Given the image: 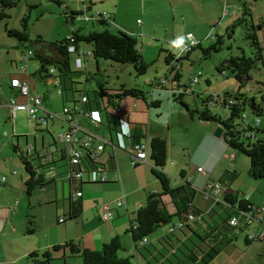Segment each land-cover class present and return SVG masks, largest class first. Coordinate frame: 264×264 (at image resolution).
I'll return each mask as SVG.
<instances>
[{
  "label": "crops",
  "instance_id": "1",
  "mask_svg": "<svg viewBox=\"0 0 264 264\" xmlns=\"http://www.w3.org/2000/svg\"><path fill=\"white\" fill-rule=\"evenodd\" d=\"M17 1L26 3V6H31L32 10L46 2V0ZM62 1L64 7L60 6L54 0L63 12L67 14V16L64 14L67 20L72 23V29L65 38H68L71 36L72 32L76 31L74 28L76 19L73 20L71 17H68V13L78 11L84 12L81 20L87 24H92L95 29L93 31H97L95 24L100 25V22H98L99 16L106 13L109 14L113 20L109 27L111 32L122 30L129 32L137 38L144 39V45L139 44L141 54L145 61L147 54L145 48L150 46L148 42L153 40L154 42H151V45H155L158 42L156 35L155 37L151 36L152 32L159 31L156 22L161 19H166L168 13L169 16L173 17V26L177 25L178 20L179 11L175 8L177 0H86V3L90 5L89 10L86 7L85 10H82L81 0ZM216 1H218V4L222 2V0ZM245 1L246 0H236L237 3L234 5L235 10L232 12L225 6L227 10L224 11V15L234 16L236 18H233V20H236L240 17L239 15H242V8L239 6L243 3L246 4ZM245 7L246 6H244V9L246 10ZM255 7L257 8V5H255ZM65 8H67L66 11H64ZM220 15L221 8L218 9L217 16H212L210 19V21L214 23L213 27L215 28L221 26L222 16ZM140 17L147 18L148 22L141 23ZM218 20L219 23H215ZM263 20L264 6L261 7L257 19L254 20L255 24L260 25L258 34L261 33L264 36ZM79 29L84 33L92 32H86L82 27ZM225 31L227 32V30ZM188 40L189 39L186 37L185 41L182 43L188 45ZM12 48L17 52L16 56L12 57L9 52L8 57H6L5 53H3L2 59H0V143L3 142L2 140H5V145H8L9 141H11L13 145L22 148L20 138L25 137L26 147L28 149L33 148L35 151H38L41 157L49 155V157L51 156V158L54 159L55 163L53 165L55 168L52 172L49 170V175L56 179L43 189L36 188L32 196L29 197L28 205L34 206L33 216L35 219L33 227L34 232L32 233H28L29 226L27 218L20 217L16 223L11 211L12 203H5V199L1 201L0 264H28V256L30 253L37 252L41 254L45 251L51 252L52 262L57 260L65 261L67 259L77 260L81 258L72 256L70 250L64 248L67 243L73 241L84 249L101 251L106 243H109L115 238L120 240L123 248V250L119 252V256L122 258L131 256L134 250V240L129 233V229L136 219L137 211L145 204L149 194L162 192V184L153 173L154 164L150 160L151 152L149 153V162L147 161L140 164L138 167H133L132 152L129 148V143L126 145V149H114L108 146L106 152L101 154L98 160L100 165L106 168L104 171L105 181H101L99 174L95 172L85 173L82 181H78L77 179L71 180L67 176L69 163L65 145L59 142L58 139L61 133H65L70 129L69 123L65 120H60V125L56 127L57 120L55 118L51 120L46 127L40 128V126H35V130H26V132L20 133L19 136L16 135L15 120L19 113L25 112H18L16 115H13L9 105L14 99L24 102L26 98L22 96L20 88L12 86V81L17 78L23 82H27L30 87V96H40L43 100V108L53 114H61L62 112L60 113V111H63L66 106L71 107L75 102L78 103L81 93L85 90H81L78 87V83H76L73 88L78 92H72L69 79L65 80L63 91L57 86L55 78L42 80L38 74L40 67L38 68L37 64L34 63V58L27 62L21 61L20 57L26 51L31 50L28 48L27 44L15 43ZM188 62H190V64L195 63L190 59ZM186 63L187 62L183 64V67ZM85 64L87 69V66H89L87 58L85 59ZM97 65L98 68H100L99 62ZM22 67H25L24 72L21 71ZM43 82L47 84L48 88L52 87L53 90L51 92H48V90H43L41 92L40 83ZM165 82L166 84L164 86L158 85L157 88L150 85V82L149 86L152 87V91L145 92V97L124 98L119 102L120 110L117 113L120 119L127 121L134 131L147 137L149 141L157 136L166 138L168 159L165 172L171 177L174 176L173 178L176 179V185H181L179 178L181 172L184 171L182 169L178 174L172 170L178 166L177 160L179 158L176 157L178 151L173 149L175 146L179 148L177 140H180V145L182 144L185 151H192V154L189 153L188 159L190 162L187 165L189 166L191 175L197 172L199 175H195L196 180H193L188 178V172H184L192 186L201 192L209 183H220L219 180L224 178V176H231V170L237 172L238 168L236 166L239 165V159L235 157L232 161L235 163L233 168H230L231 165H229L224 171L220 170L218 180L214 179L219 165L223 163L224 160L229 159L231 155L230 149L224 143L223 138L216 139L213 136L217 127L215 124L202 122L198 120L195 114H193V116L188 111L189 108L192 110V107L197 106L195 102L196 93L193 92L194 102L188 101L185 96L183 97V101L189 107L187 109L182 107L174 98V94L183 93V89H179L177 86L179 84L168 83L167 78ZM194 87H197V85ZM162 95H164V97H161ZM172 97L173 100L171 99ZM164 100L168 102V107L170 108L168 113L165 112L163 107L165 104ZM114 101L117 102V99H114ZM44 112V110H41L40 114L44 115ZM103 120L107 123L104 117ZM7 121L11 123V134L8 131H3L1 128V124ZM51 125L52 128L50 129ZM80 125L89 130L94 128L91 122L86 119L80 120ZM55 131L58 132L57 135H54ZM5 132L7 135H5ZM95 132L103 139L111 140V134L107 130V126L101 125ZM28 133L33 136V143H30L29 138L24 135ZM38 142L40 145H38ZM1 148L2 146L0 145V149ZM17 153L19 156V152ZM6 155L11 156L7 152ZM4 163L5 165H0V175L6 173L7 176H0V185H6L9 182L8 185H10L12 189L26 192V182L29 177L28 173L26 177L24 173H20V171H17L14 167L10 169L7 161ZM198 168H203V171L199 172ZM213 172L214 174L212 176ZM175 173H177V175ZM239 177L237 176L234 182H237ZM4 178L5 180L3 181ZM243 180L249 183L246 189L242 188V186L235 185L234 187H228V192L250 197L256 205L260 207L264 206V181L252 179L249 172L247 177ZM252 180L261 183L256 185ZM234 182L232 183L233 185ZM78 192H82V196L78 197L79 199L75 202L72 196L77 198L76 195ZM4 193L5 191L1 190L0 197H3ZM202 196L201 193L196 196V206L205 212L213 209V202L211 200H205ZM119 200L124 201L121 206L117 204ZM163 202L166 204L169 213L174 214L177 212L176 205L169 195L163 196ZM22 204L23 203H19L18 205ZM178 205H180V202H178ZM107 206H110L113 217L110 221H103L102 215ZM24 209L25 208L20 210L21 214H23ZM61 219H63L64 222H60ZM261 226L262 224L257 221L252 222L250 227L238 234L236 240L224 248L218 257L210 264H264V241L252 240L251 236L257 234ZM165 235L166 230L156 235L154 240L157 241L156 239H161V237ZM246 238H249L250 242H248ZM151 242V238H149V243ZM57 246L62 248L54 250ZM158 247H161V245L159 244ZM151 250L152 252H149L147 249H142V254L135 255V259L132 261L133 264H148L152 261V254L155 253L156 250ZM52 262L50 264H52ZM64 264H67V262H64ZM69 264H84V262L83 260L70 261Z\"/></svg>",
  "mask_w": 264,
  "mask_h": 264
},
{
  "label": "trees",
  "instance_id": "2",
  "mask_svg": "<svg viewBox=\"0 0 264 264\" xmlns=\"http://www.w3.org/2000/svg\"><path fill=\"white\" fill-rule=\"evenodd\" d=\"M55 1L64 7L62 0ZM17 5L18 2L14 0H0V23L10 18L8 10ZM81 6L82 10H85V7L88 10L90 8L86 0H81ZM29 9H32V7L29 6ZM66 10L67 8L64 9V11ZM81 12L68 13V17H71L73 20L80 18L84 14V12ZM64 14L67 16L66 13ZM28 20L29 17L25 16L22 19V29L7 28V33L10 37L16 38L20 43L30 44L28 48L31 50L28 51L33 52V56L30 59L34 58L40 63L38 71L40 78L42 80L55 78L57 86L62 91L64 90L63 84L65 80L69 79L71 91L74 93L78 92L73 88L76 82L70 77L72 73V56H74L75 67L80 70L84 67L87 56H92L97 63L100 60H105L120 65H132L137 75L146 74L150 66L141 54L139 39L136 36L122 30L117 32L109 30L113 21L110 15L108 17L99 16L98 22L103 27L101 32L92 31L84 33L79 29L72 32L68 38L50 44H46L42 37H37L35 40L32 39L28 28ZM241 23L246 24L248 27L247 39L252 41L251 47L254 51L252 57H233L225 66L219 67L218 70L226 76L225 69H231L240 82L241 87L244 88L251 80V71L259 65L264 67V48L258 36L260 25L254 23L252 10L249 8H246L243 18L236 19L227 28L228 36L233 32L232 28ZM262 24L264 25V22ZM191 35L197 41V44L191 48V51L184 54L181 52V49L185 45L177 46L173 43L174 45L166 50L167 56L165 58L169 74L173 73V83L179 84L177 85L179 89L183 88V93L174 94V98L182 107L187 109L189 107L183 101V97L189 93L190 88H194L196 84H200L204 75L202 72H198L192 77L189 85L182 86L180 82L185 60H189L191 53L198 48L202 49L205 56H208L212 51L218 50V45L223 43L222 36L215 37L214 34H211L206 40L210 41L217 38V42L208 48H204L202 44L205 40H198L193 34ZM84 44L91 45L92 50H85L82 47ZM33 45H40V50L34 51L31 48ZM45 45L53 50L52 54H47L46 51H43ZM78 59L82 61L80 68L77 67ZM97 69L99 70V68ZM166 78L168 79L167 76H165ZM194 78H198V81L192 86L191 83H193ZM165 84L166 82L161 80H155L150 83L155 88L158 85L164 86ZM141 96L145 97V92L140 88L121 86L119 89L111 91L103 82L100 84L99 90L94 91L92 94L86 91L82 92L80 101L78 103L75 102L76 104L74 103V105L79 106L83 112H99L100 123L96 126L91 125L97 130L101 125L107 126V130L111 134V140H106L110 141L113 145H117L119 144L118 135L122 132V119H120L117 113L120 110L119 102L126 97L138 98ZM83 97L87 99L86 102H83ZM114 99H117V102ZM214 105L227 109L228 115L223 116L214 113L211 110V107ZM81 110H78L74 114H76V119L84 120L86 118L81 116ZM188 111L191 115L195 114L198 120L202 122L222 126L224 128L223 141L227 147L232 151L246 155L250 159V169L248 171L250 177L257 181H264V99L262 102H258L256 98H250L248 95L242 93L235 95L226 94L225 97L219 99L211 96L203 99L200 107L194 106L192 110L189 108ZM249 112L255 117V123L247 121ZM103 117L107 120V123L104 122ZM36 126L39 125L36 124ZM80 126L88 130V132L97 135L98 138H102L95 132L96 129L89 130L82 125ZM126 137L128 138L124 139L125 145L130 144L129 148L132 155L136 154L135 145L141 142L148 143V158L151 152L150 160L154 164L153 173L162 184V192L149 194L145 204L137 211L136 219L129 229V233L134 240V250L131 256L127 258L119 256V252L123 248L118 238L106 243L101 251L84 249L71 241L64 248L69 249L72 256L80 257L84 264H133L132 261L135 259V255L142 254V249H147L149 252H152L151 249H155L156 252L152 254L153 260L148 264H210L224 248L236 240L238 234L248 229L252 222L257 221L261 223L260 231H264V213H257V209L260 206L256 205L250 197L240 196L227 190L235 178L240 176L239 172L231 170V176L226 175L219 180L220 183L215 182L221 188V193L218 196L220 198L218 200L216 198L210 199L213 202L214 208L205 212L196 206L195 198L200 193L203 195L206 188L201 192L194 188L190 180L185 176L184 171L181 172L179 178L181 185H176V179L165 172L168 159L166 138L157 136L149 141L147 137L138 134L132 128L130 135ZM98 138L94 139L91 148L83 149L81 163L77 166L70 165V148L64 144L69 163L67 176L70 171L82 172L84 177V174L87 172H96L98 170L104 172L106 170L98 162L101 154L95 159L91 156L96 145L102 143L100 140L103 138ZM14 149L16 152H19L20 159L29 175L26 182V195L28 197L32 196L36 188L43 189L56 179L49 175V170L52 172L55 168L53 165L55 161L51 156L46 155L41 157L38 151L28 153L27 149H22L17 145H14ZM234 155L231 153L229 156L232 159L231 161L235 159ZM140 164L142 163H137L133 167H138ZM71 180H76V178L73 177ZM77 180L82 181L83 179ZM165 195H169L174 201L177 208L176 213H169L166 204L163 202V196ZM72 198L75 202L79 199L75 196H72ZM178 202H180V205H178ZM30 209H34V206L30 205ZM259 216H261V219ZM34 219L33 213L27 215L28 233L34 232ZM233 219L237 221L235 225L230 224ZM161 228H167V230L165 236L161 237V239H156V242L161 245V247H158L154 242L149 243V238ZM246 239L250 242L249 238ZM257 240L264 241V238ZM60 248L62 247L57 246L54 250ZM52 260V254L49 251L41 254L33 252L28 256L30 264H50Z\"/></svg>",
  "mask_w": 264,
  "mask_h": 264
},
{
  "label": "rangeland",
  "instance_id": "3",
  "mask_svg": "<svg viewBox=\"0 0 264 264\" xmlns=\"http://www.w3.org/2000/svg\"><path fill=\"white\" fill-rule=\"evenodd\" d=\"M14 1L18 2V5L8 10L10 18H7L0 23V59H2L3 53H5L6 57H8L9 52L12 57L16 56L17 52L13 50L12 46L15 43L20 42L16 38L10 37L8 35L7 28L22 29V19L25 16L29 17L28 28L33 40H35L38 36H42L46 44H50L61 41L70 33L72 29V23L67 20V17L64 15L63 10L54 2V0H46L44 4L39 5L33 10L29 9V7L26 6V3L17 0ZM245 2L246 4L243 3L239 6L240 8H242V15H239V18H243V13L245 11L244 6H246V8L252 10L254 20H256L257 16H259L260 14L261 7L264 6V0H246ZM236 3V0H222L221 4H218V1L216 0H177V2L175 3V8H177V10L179 11L177 25L173 26V17L169 16L168 13L166 19H161L156 22L157 26L159 27V31L151 33V36L155 37L156 35L158 42L156 41L157 44L151 45V42L154 41H149L148 43H150V46L145 48L147 51V54L145 53L146 62L150 66L146 74L144 75H137L132 65H120L105 60L99 61L100 68L98 70L97 62L92 56H87V59L89 61V66H87V69L84 63V67L82 68V70H80L75 67L74 56H72V73L70 74V77L74 82L78 83V87L81 90H85L86 92H90L91 94L94 91H98L100 84L103 82L105 83V86L111 91L115 88L119 89L122 85H125L128 88H140L144 92L152 91V87L149 86V83L155 81V79H160L164 82L165 76H167L168 83H173V73L169 74L168 67L165 62V58L167 56L166 50L170 49L174 45L173 42L179 46H183L184 43L182 42H184L187 37V39H189L188 43H193L195 39L189 37V34H193L198 40L204 39L205 41L202 45L204 48H208L217 42V38L210 41L206 40L208 37H210L211 34H214L215 37L222 36L223 39V43L221 45H218V50L212 51L210 55L205 56L202 49L198 48L191 53V56L189 58L195 63L190 64V62H188V59L185 60V62L187 63L183 67L181 79L182 82H180L182 86L189 85L192 77L198 72H202L204 75L200 81V84H196L197 87H192L193 89L190 88L189 93L185 96V98L188 101L194 102V96L191 94L195 92V102L197 103L198 107H200L202 100L207 97L212 96L219 99L225 97L226 94L235 95L237 93L246 94L250 98H256L258 102H262L264 99V67H262V65H259L256 69L251 71V80L244 88L241 87L240 82L237 80L235 74L231 69H225L227 74L226 76L218 70L219 67L225 66L231 58L241 56L252 57V54L254 52L251 47L252 41L250 39H247V33L249 31H247L248 27L246 24L241 23L238 26H235V28H232L231 26L233 32H231L229 36L228 32L225 31L228 27H230L231 21L232 24L234 23L235 20H233V18H236L231 15H224V11L227 10L225 6H227L232 12L235 10L234 5ZM255 5H257V8L255 7ZM219 8H221L220 16H222L221 26H217L215 29L213 28L214 23H212L210 19L212 16H217V11ZM139 19L141 23L148 22L147 18L140 17ZM215 23L218 24L219 20ZM74 26L75 30L79 29L80 27H82L86 32L95 30L92 24L85 23L81 20V17L76 19ZM95 28L97 32H101L103 30V27L99 24H95ZM258 36L264 48V36L261 33H259ZM138 39L139 43L141 45H144V39ZM28 45L30 46V44H27V46ZM82 47L85 50H92L91 45L84 44ZM31 48L34 51H37L40 50V45H33ZM43 51H46L47 54H52L53 50L49 46L45 45ZM33 61L39 68L40 63L35 59ZM86 78H88V80H86ZM208 81H210V84L208 83ZM43 90H48V92H51L53 88H48L47 84L43 82L40 83V91L42 92ZM161 97H164V95H162ZM171 99L173 100V97ZM164 101L165 104L163 107L165 112L168 113L170 108L168 107V102L166 100ZM193 110L195 109L193 108ZM211 110L219 115H228L227 109L219 107L217 105L212 106ZM61 112L62 111H60V113ZM29 119L30 118H28L26 113H19L17 115V118L15 120L16 135L19 136L20 133L26 132V130H35L36 120ZM56 120V127H58L60 125V120H64V118L63 116H61L57 117ZM247 121H252L253 123L256 122L255 117L250 112L248 113ZM1 128L3 131H8L11 134L10 121L2 123ZM51 128L52 125L50 126V129ZM57 134L58 132L55 131L54 135ZM24 135L29 138L30 143H33V136L30 135V133ZM20 139L22 149H27L25 137H22ZM2 141L3 142L0 143V145L2 146V148L0 149V154L2 153L0 156V165H5L4 162L7 161L10 169L14 167L17 171H20V173H24L26 176L27 172H25L23 162L18 156V153L15 151L12 142L9 141L8 145H5L6 141ZM180 143V140H177V145H179V148L177 146L173 148L178 151V155H176V157H178L179 159L177 160L178 166L173 168L172 170L179 174V171L183 169L184 171L188 172V178L196 180V176H198L199 173L197 172L196 174L191 175L189 166L187 165L190 162V160L188 159L189 153L192 154L193 152L189 150L185 151L182 144L180 145ZM38 145H40L39 142ZM229 151L230 154H235V157L239 159V165L236 167L238 168L237 172L242 175L239 177V180L237 179V182H234V185L230 184V186L234 187L235 185H237L242 186V188L246 189L247 184L249 183L245 182L243 179H245L248 175V171L250 169V159L244 154H240L232 150ZM6 152L9 153L12 157L7 156ZM231 160L232 159L230 158L228 160H224L223 163L219 165L218 170L214 175L215 180H218L220 170L224 171V169L229 167V165H231L230 168H233L235 163ZM177 173L175 174L177 175ZM213 174L214 172L212 173V176ZM0 176L2 177L7 175L6 173H3ZM260 183L261 182L254 181V184L256 185ZM8 184L0 185V191H5L4 196L0 197V203H2L1 201L4 199L6 200L5 203H12L11 211L12 215H14L15 222L17 223L20 217L27 218V215L29 213L32 214L33 209H28L29 197L28 195H26V192L16 191L12 189ZM211 184H214V182H211ZM19 203L23 204L18 205ZM23 208L25 209L23 211V214H21L20 210H23ZM165 230H167V228H161L156 233L150 236L151 241L154 242L156 246H158L159 243L154 240L155 236ZM78 260L81 261L82 259H67L65 261L57 260L52 262V264H64V262H67V264H69L70 261ZM28 264H30L29 261Z\"/></svg>",
  "mask_w": 264,
  "mask_h": 264
},
{
  "label": "built area",
  "instance_id": "4",
  "mask_svg": "<svg viewBox=\"0 0 264 264\" xmlns=\"http://www.w3.org/2000/svg\"><path fill=\"white\" fill-rule=\"evenodd\" d=\"M83 1V0H82ZM103 16L108 17L109 15L107 14H103ZM190 38H193V36L190 34L189 35ZM197 44V41H194L192 44L189 45H185L183 46V49H181L182 53H188L189 51H191V48L193 46H195ZM33 56V52L28 51L26 53H24L21 56V61H25L27 62L30 57ZM82 61L80 59L77 60V67H81ZM21 71H25V67L21 68ZM200 74V73H199ZM198 81V78H194L193 79V83H191L192 86H194V84ZM165 82V81H164ZM12 86L14 87H18L21 90V94L23 97L26 98V101L22 102V101H18V100H12L10 102V109L13 115H16L18 112H25L27 113L28 117L30 119H34L36 120V124H38L40 127H46L49 122L57 117H61L63 116L64 120L67 121L70 125V129L68 131H66L65 133H61L58 136L59 141L63 142L67 147L70 148V165L71 166H77L79 163H81V159L83 157V149L84 148H91L94 139L98 138L97 135L88 132V130L81 128L80 126V119H76V114L78 110H81L79 106H71V107H65L62 111L61 114H53L50 113L48 110L43 108V102L40 96H30V87L28 85L27 82H23L20 79H13L12 81ZM83 102H86V98L83 97ZM44 110V115L40 114V111ZM82 111V110H81ZM83 117H85L86 119H88L92 125H98L101 121L100 118V114L97 111H93V112H83L82 111V115ZM80 116V117H81ZM121 126H122V132L118 135V140H119V144L117 145H113L111 142L102 139L100 141H102V143H99L98 145H96L95 150H93V154L91 155L94 159L100 155L106 152V146L108 148V146L113 147L114 149H126V145H125V138H128L126 136H129L131 133V127L130 125L125 122V121H121ZM5 135H7V133L5 132ZM98 138V139H99ZM106 145V146H105ZM135 151L136 154L132 155V164L135 165L137 163H145L148 160V149H149V145L147 142H141L137 145H135ZM34 149H28L27 148V152L28 153H32ZM199 172H202L203 169H198ZM95 173H98L101 181H105V176H104V172H102L101 170L96 171ZM49 177V176H48ZM68 177L71 179L73 177H75L76 179H83V173L82 172H71L68 174ZM5 180V178L3 179V181ZM221 193V188L217 185V184H209L206 187V191L203 193L204 195V199L205 200H210L213 198H216V200H218L220 197L219 194ZM77 197H81L82 196V192H78ZM123 200H119L117 202L118 206H121L123 204ZM257 213L261 214L264 213V206L259 207L257 209ZM113 217V214L111 212V208L110 206L106 207L105 212H103L102 215V220L103 221H110ZM192 218V217H191ZM259 218L261 219V216H259ZM64 220L61 219L60 222H63ZM252 221V220H249ZM237 223V221H235V219H233V221L230 222L231 225H235ZM263 239L264 238V231H259L257 234L252 235V239Z\"/></svg>",
  "mask_w": 264,
  "mask_h": 264
},
{
  "label": "water",
  "instance_id": "5",
  "mask_svg": "<svg viewBox=\"0 0 264 264\" xmlns=\"http://www.w3.org/2000/svg\"><path fill=\"white\" fill-rule=\"evenodd\" d=\"M223 134H224V128L222 126H217L214 133H213V136L216 139H221V138H223Z\"/></svg>",
  "mask_w": 264,
  "mask_h": 264
},
{
  "label": "clouds",
  "instance_id": "6",
  "mask_svg": "<svg viewBox=\"0 0 264 264\" xmlns=\"http://www.w3.org/2000/svg\"><path fill=\"white\" fill-rule=\"evenodd\" d=\"M122 121H125V120H122ZM125 122H127V121H125ZM128 123V122H127ZM129 124V123H128ZM130 125V124H129ZM130 127H131V125H130Z\"/></svg>",
  "mask_w": 264,
  "mask_h": 264
}]
</instances>
